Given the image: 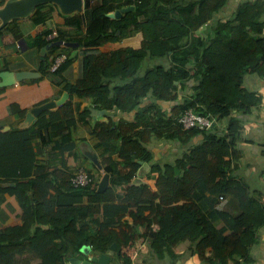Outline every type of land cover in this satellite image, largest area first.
Listing matches in <instances>:
<instances>
[{
	"label": "trees",
	"instance_id": "1",
	"mask_svg": "<svg viewBox=\"0 0 264 264\" xmlns=\"http://www.w3.org/2000/svg\"><path fill=\"white\" fill-rule=\"evenodd\" d=\"M228 2L85 0V29L79 14L72 19L79 26L75 41L83 46L82 72L65 88L90 99L98 110L133 113L119 120L110 117L96 129L106 147L105 169L112 174V185L103 192L75 187L72 173L60 169L54 171L55 180L44 174L33 177L32 127L0 133V179L17 181L12 190L23 208L18 224L0 227V264H31L34 259L61 264V257L82 254L85 244L109 252L113 242L116 259L134 264L124 249L138 240L149 242L142 264L175 258L176 246L187 240L201 264H242L249 256L264 225V204L235 175L238 163L233 162L243 129L238 113H250L262 102L247 79L264 77V0H241L222 18L219 13ZM125 4L134 8L119 18L108 16ZM136 33L142 37L137 47L100 49ZM72 59L68 56L54 73L61 75ZM42 65L46 68V61ZM189 107L211 115L215 124L184 129L175 116ZM74 110L70 96L57 110L43 111L35 123L62 133L75 121ZM223 118L227 126L222 132ZM164 138L185 147L173 161H158L150 147V141ZM117 147L119 161L112 157ZM139 160L149 162L148 177L155 184L131 183ZM115 185L127 186V193L118 194ZM220 195L238 202V212L217 206ZM123 209H130L131 220H123ZM217 217L224 225L214 223ZM88 220L98 224L94 235ZM134 225L142 229L133 230Z\"/></svg>",
	"mask_w": 264,
	"mask_h": 264
},
{
	"label": "crops",
	"instance_id": "2",
	"mask_svg": "<svg viewBox=\"0 0 264 264\" xmlns=\"http://www.w3.org/2000/svg\"><path fill=\"white\" fill-rule=\"evenodd\" d=\"M240 1L229 0L219 15L222 18L227 17ZM4 2L5 0H0V6ZM128 5L125 4L122 7ZM84 12L85 4L81 12L64 14L60 11L57 4L46 2L38 5L30 16L14 18L7 25L0 28V73L4 70L13 72L32 70L40 73L38 76L17 80L12 85H2L3 78L0 76V133L24 128L21 125L28 111L47 102L59 100L65 92H68L67 100L72 96L74 102L75 121L64 132L59 133L53 126L37 125L35 122L43 111L39 112L29 126L32 127V142L36 150V161L31 176L35 177L44 174L48 176V179L55 180L54 171L56 169L73 174L77 169L85 168L96 178L95 186L91 188L97 189L103 175L109 173L105 169L104 152L106 147L100 142L96 133L98 124L102 121H108L110 117H114L116 120H119L122 116L129 118L132 117L133 113H121L118 109L113 108L97 115H92L91 111L88 115L81 114L84 109L94 107L91 104V100L80 97L75 93L72 94L65 88V84L67 82H76L81 75L83 67L82 45H79L77 54L71 57L73 59L66 65L61 75L51 72L49 66L55 57L62 52L70 56L74 51V47L54 46L48 50L45 58H42L40 54L41 48L46 45H41L42 42L45 40H49V42L53 41L52 34L54 33H57L58 39L70 40L74 38L72 40L75 41V37L78 36L79 26L72 19L74 15L79 14L82 20L81 28L85 29ZM141 40V34L136 33L121 41L110 42L100 47V49L106 50L129 44L137 47L140 45ZM45 61L47 63L46 68L42 65ZM64 77L67 80L59 81ZM247 81L249 85L262 95V102L250 113H243L241 111L238 113V116L242 120L243 129L241 139L236 144L239 152L234 156L233 164L235 165V162L238 163V167L235 166L234 173L237 177L245 179L254 192L259 189L260 197L258 198L264 204V77L258 78L252 75L249 76ZM60 106L47 110L54 111ZM164 109L170 110V105L165 104ZM49 115L47 114L48 118ZM219 123L221 127L220 131H225L227 123H222L220 120ZM199 138V135L194 137L191 140V144L197 142ZM157 141H150V147L155 158L161 159L164 155L163 151L167 152L166 148L163 150L160 144V148L157 146ZM82 147H90L96 151L102 168H99L86 155ZM118 150L119 148L117 147L112 155L116 161L120 160ZM168 156L171 157L170 154ZM148 173L145 174L144 180L154 184L155 181L151 177H148ZM109 175V186H111L112 174L109 173ZM16 186L17 181L0 179V227L16 225L21 221L23 208L17 195L12 190ZM114 188L120 195L127 193V186L115 185ZM83 198L84 202L88 201L87 195ZM216 204L219 207L225 206L226 209L235 212H238V208H240L238 202L232 201L230 196H226L222 201L218 199ZM129 210L123 209L121 211L124 214L123 220H131ZM213 221L219 227L224 225L220 217L214 218ZM87 223L89 224V233L91 235L96 234L98 231L97 222L95 220H88ZM140 229H142L140 225L133 226V230L140 231ZM230 232L232 231L227 230L226 234ZM257 239L258 241L251 248L249 256L245 260H242V264H264V225L260 227ZM139 242H142V240H138L136 243L138 244ZM136 243L132 247L125 246V248L133 250L137 247ZM190 244L189 240L179 243L175 248L177 256L172 258L173 261L167 258L162 263L201 264L196 254H193L189 250ZM146 249V247L139 249V254L147 252ZM114 251L112 249L109 251L111 253V260L115 264H121L114 256ZM69 256L61 257V264H70L68 260ZM78 256L84 257V254H78ZM31 264H40V260L34 259Z\"/></svg>",
	"mask_w": 264,
	"mask_h": 264
},
{
	"label": "water",
	"instance_id": "3",
	"mask_svg": "<svg viewBox=\"0 0 264 264\" xmlns=\"http://www.w3.org/2000/svg\"><path fill=\"white\" fill-rule=\"evenodd\" d=\"M85 0H5V2L0 6V19L1 24L0 28L7 25L14 18H23L30 16L35 8L46 2H53L58 5L60 11L64 14H71L75 12H81L84 8ZM134 8V5H128L126 7L115 9V11L108 12V16L110 17H122L124 12L129 11ZM80 43L78 41L65 40V39H57L50 41L45 46L41 48L40 54L42 58H45L48 50L52 49L54 46H66V47H74V51L71 53L70 57H74L78 50ZM39 72L32 70H21L18 72H13L10 70H4L0 73V76L3 78L2 85H12L17 80H22L23 78L38 76ZM68 92H65L63 96L59 100H53L42 104L41 106L32 108L26 114V117L21 125V127L27 128L31 125L34 118L39 114L40 111H44L47 109H51L60 105H63L68 98ZM92 115H97L99 113H104L105 110H98L94 107L90 108ZM83 151L86 155L99 167L102 168V164L99 161L98 154L96 151L90 147H82ZM141 166L139 167L136 175L132 179L131 183L135 185H140L145 183L144 176L146 173L150 171V164L147 161H141ZM176 170L178 168L176 167ZM109 173H105L98 185L97 190L99 192H103L109 186L110 181ZM33 192H30V198L33 206L36 205L34 201ZM48 228L49 225H43ZM117 243L113 242L111 245L112 250H116ZM81 252L84 254L83 256H78L77 254H72L68 257L70 264H115L111 260V253L104 252L99 249H93L90 244H85L81 247Z\"/></svg>",
	"mask_w": 264,
	"mask_h": 264
},
{
	"label": "built area",
	"instance_id": "4",
	"mask_svg": "<svg viewBox=\"0 0 264 264\" xmlns=\"http://www.w3.org/2000/svg\"><path fill=\"white\" fill-rule=\"evenodd\" d=\"M52 37H57V33L52 34ZM68 55L65 52L58 54L55 59L51 62L49 66V70L54 72L56 71L62 63L67 59ZM176 120L178 123L182 125L185 129L190 128H199V129H206L215 124L216 120L211 115H203L202 113L194 110L192 107L187 108L186 110L182 111L178 116H176ZM96 182V178L94 175L85 168H79L73 172L71 176V183L75 187H85L90 186L94 187ZM155 184V183H154ZM220 200L224 199L223 195L219 196ZM142 247H146L147 251H149V242L143 241L137 244V247L133 250L125 248V251H128L129 255L135 258L140 252L139 249Z\"/></svg>",
	"mask_w": 264,
	"mask_h": 264
},
{
	"label": "rangeland",
	"instance_id": "5",
	"mask_svg": "<svg viewBox=\"0 0 264 264\" xmlns=\"http://www.w3.org/2000/svg\"><path fill=\"white\" fill-rule=\"evenodd\" d=\"M221 15H223V14L221 13ZM154 61H160V58H155ZM220 122L227 123V118L220 119ZM156 140H158V139H156ZM156 144H158L157 146L159 148H160V146H162L163 150H165V148H166V152L167 153H165V151H163L164 155L161 158V159H163V161H173L174 158H177V156L181 155V153L184 150V145L181 144V142L179 140H175V139H166V138H164V139L158 140L156 142ZM159 144H160V146H159ZM168 154H170L171 157L168 156ZM161 159H158V161L159 160L161 161ZM153 176H155V175H153ZM154 179L155 178H152L153 181H155ZM252 184H253V181H252ZM255 194H256L257 197H260L259 189L255 190ZM191 244H190V246H191ZM136 246H137V243H136ZM124 252L127 253L128 251H125V249H124ZM127 254H129V253H127ZM147 254H149V251L143 252V253L141 252V254H138L135 258H133L131 255L130 256L132 257V260H133L134 263L142 264L144 258L147 256ZM114 256L116 257L115 252H114ZM170 259H171V261H173L172 258H170Z\"/></svg>",
	"mask_w": 264,
	"mask_h": 264
},
{
	"label": "clouds",
	"instance_id": "6",
	"mask_svg": "<svg viewBox=\"0 0 264 264\" xmlns=\"http://www.w3.org/2000/svg\"><path fill=\"white\" fill-rule=\"evenodd\" d=\"M115 11V10H114ZM58 36V35H57ZM55 40H57V39H55ZM175 118H176V116H175ZM185 129V128H184ZM191 129V128H190ZM197 129V128H196ZM199 129V128H198ZM224 199H225V197H224ZM220 200V199H219ZM220 201H222V200H220ZM92 246V245H91ZM92 248H93V246H92ZM94 249V248H93Z\"/></svg>",
	"mask_w": 264,
	"mask_h": 264
}]
</instances>
